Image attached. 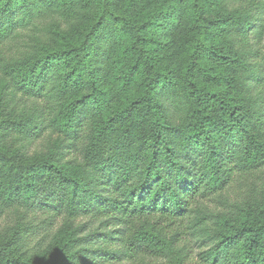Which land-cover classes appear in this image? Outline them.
<instances>
[{
    "label": "trees",
    "instance_id": "trees-1",
    "mask_svg": "<svg viewBox=\"0 0 264 264\" xmlns=\"http://www.w3.org/2000/svg\"><path fill=\"white\" fill-rule=\"evenodd\" d=\"M104 263L264 264V0H0V264Z\"/></svg>",
    "mask_w": 264,
    "mask_h": 264
},
{
    "label": "rangeland",
    "instance_id": "rangeland-1",
    "mask_svg": "<svg viewBox=\"0 0 264 264\" xmlns=\"http://www.w3.org/2000/svg\"><path fill=\"white\" fill-rule=\"evenodd\" d=\"M163 39L170 44V50L178 48L179 43L184 39L187 34V28L183 21L169 22L162 31ZM33 245V244H31ZM37 246V245H35ZM48 255V254H47ZM44 254L43 258H45ZM110 264V263H104Z\"/></svg>",
    "mask_w": 264,
    "mask_h": 264
}]
</instances>
